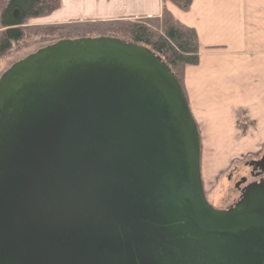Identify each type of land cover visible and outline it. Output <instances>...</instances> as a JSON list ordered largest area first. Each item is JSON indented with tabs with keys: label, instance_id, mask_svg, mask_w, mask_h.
<instances>
[{
	"label": "water",
	"instance_id": "water-1",
	"mask_svg": "<svg viewBox=\"0 0 264 264\" xmlns=\"http://www.w3.org/2000/svg\"><path fill=\"white\" fill-rule=\"evenodd\" d=\"M0 264H264V178L214 205L162 55L62 37L0 74Z\"/></svg>",
	"mask_w": 264,
	"mask_h": 264
},
{
	"label": "crops",
	"instance_id": "crops-1",
	"mask_svg": "<svg viewBox=\"0 0 264 264\" xmlns=\"http://www.w3.org/2000/svg\"><path fill=\"white\" fill-rule=\"evenodd\" d=\"M164 2L199 34L200 59L187 65L183 84L201 132L202 169L206 148L216 159L230 148V160L248 163L264 148V0H192L188 8L173 0H61L43 19L155 16Z\"/></svg>",
	"mask_w": 264,
	"mask_h": 264
},
{
	"label": "trees",
	"instance_id": "trees-1",
	"mask_svg": "<svg viewBox=\"0 0 264 264\" xmlns=\"http://www.w3.org/2000/svg\"><path fill=\"white\" fill-rule=\"evenodd\" d=\"M174 1L184 8L192 2ZM60 5L61 0H0V58L13 50L16 43L19 46L26 44L24 40L28 31H34L48 40L97 32L122 36L148 45L171 65L182 83L187 65L199 62L197 29L179 20L167 7H164L161 15L137 19L113 17L72 19L53 25L30 23L31 18L44 17Z\"/></svg>",
	"mask_w": 264,
	"mask_h": 264
},
{
	"label": "rangeland",
	"instance_id": "rangeland-1",
	"mask_svg": "<svg viewBox=\"0 0 264 264\" xmlns=\"http://www.w3.org/2000/svg\"><path fill=\"white\" fill-rule=\"evenodd\" d=\"M164 7H167L173 13L175 17L181 20L178 16L174 14L172 9L169 8V6H167L166 2H164L163 4V9ZM43 18H44L43 16L31 18L30 23L35 24V25H41V24L53 25L58 22H63V21H46ZM126 18L133 19L135 17H126ZM90 34L94 35V34H99V33L93 32ZM56 39L57 38H53L49 40L43 39L40 36V34H37L34 31L33 33L28 31V35L26 39L24 40L26 44L23 43L21 46H19V44L16 43L15 48L13 50H11L6 55L0 58V74L15 60L35 50L39 46L52 42ZM199 51H200V47H199ZM231 151L232 149L230 148L229 150L226 148H223L220 153L221 158L216 159L213 155V149L206 148L204 155H203L204 162H203L202 173H203V179H204V184H205V189L207 192L208 199L214 205L221 207V208H226L230 204L234 203L240 197L244 185L264 175V170L258 172L257 173L258 175H253L251 172V169L253 166L251 164L246 163V161H241L242 160L241 158H239L241 160H238V159L233 160V161L230 160V157L233 156V153H231ZM257 153L258 152L252 153L247 158H251L255 156V154ZM263 153H264V148L260 151L259 155ZM242 176H246L247 180L246 181L242 180Z\"/></svg>",
	"mask_w": 264,
	"mask_h": 264
},
{
	"label": "flooded vegetation",
	"instance_id": "flooded-vegetation-1",
	"mask_svg": "<svg viewBox=\"0 0 264 264\" xmlns=\"http://www.w3.org/2000/svg\"><path fill=\"white\" fill-rule=\"evenodd\" d=\"M248 164H251L253 166L252 169H251L252 174L253 175H258L257 174L258 172L264 170V168H263V166H264V153L260 154V155L257 153L255 156L249 158L248 159ZM261 178H264V175L260 176L258 179H261ZM258 179H254V180H258ZM242 180L246 181L247 180L246 176H242Z\"/></svg>",
	"mask_w": 264,
	"mask_h": 264
}]
</instances>
